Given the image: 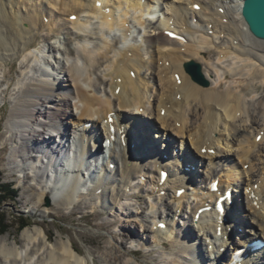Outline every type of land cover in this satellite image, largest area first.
Segmentation results:
<instances>
[{"label": "bare ground", "instance_id": "bare-ground-1", "mask_svg": "<svg viewBox=\"0 0 264 264\" xmlns=\"http://www.w3.org/2000/svg\"><path fill=\"white\" fill-rule=\"evenodd\" d=\"M152 2L166 5L157 23L153 21L156 20L157 10L151 6ZM243 3L244 0H0V66L5 63L12 70L16 63L22 61L24 69H27L30 64L37 63L34 67L36 73L40 74L36 78L35 74L29 83L19 88L8 116L2 115L3 119H7L5 137L8 140L2 141L0 153L11 142L10 161L22 166L23 170L27 169L29 173L18 171L23 177L34 178L32 181L37 183L38 188L32 189L37 192L40 206L47 199L53 202L58 200L71 208L80 198L88 196L100 199L103 204L111 199L108 207H112L121 203L122 196L131 193L145 197V201L149 197L151 202L143 211L149 225L142 232L150 236L139 242L137 247L163 249L160 253L165 264H206L204 258L196 253L195 247L206 246L209 242L224 258L220 249L225 246V236L223 239L216 236L215 212L204 213L198 222L200 226L197 228L203 237L193 231L190 221L195 222L199 210L220 197L223 188H234L230 213L240 214L245 209L255 225L245 223L236 214L229 241L235 236L234 231L242 238L239 246H245L253 239L264 238V215L252 205H260L264 211V166L259 176L254 175L257 171L255 161L264 159V99L260 101L253 97L246 100L244 93L245 85L259 80L261 87H264V40L250 33L241 14ZM194 5H199L200 10L196 11ZM64 16L69 18L67 24L71 26L75 40H83L81 44L78 43L79 52H76L82 64L79 61L67 63L69 59H65L64 54L73 55L75 52L70 42L65 43L66 52L61 58L54 55L61 51V46L35 45L39 34L47 31V35L52 36L54 28L64 21ZM73 16L75 19L70 21ZM45 19L48 23H45ZM172 19L175 27L184 29V38L171 39L166 34ZM92 21L96 22L97 35L102 41L96 49L91 46L93 37L88 36ZM148 27L154 29L155 33H150ZM140 29L144 31L143 34ZM110 36L115 37L116 44ZM214 50L218 53L211 59L210 53ZM7 51L12 52L8 55L9 60H5ZM160 61H163V66L157 65ZM191 61L204 65L207 76L213 79L210 88L198 85L185 71L184 64ZM228 61L231 67L224 72L220 65ZM168 62L169 65L166 64ZM44 66L49 71L50 68L56 71L53 80L48 79L52 75ZM179 77L182 79L181 85L175 82ZM141 107L146 109L144 116L156 119L160 125L153 124V128L145 120L142 121ZM114 115L119 119V124L114 123ZM220 121L224 122L221 129ZM115 125H119L116 127L119 134H110L111 126ZM254 126L257 128L254 129ZM100 128H106L109 144L107 140L102 143L104 137ZM154 129L158 131L161 145L153 142L156 139ZM70 130L75 137L80 133L78 142L88 160L84 169L78 163L72 167L63 166L65 171L62 168L64 162L60 159L66 151L64 139H71ZM151 130H154L153 133ZM218 131L221 136L212 138V134ZM63 132L66 133L59 139ZM162 132L170 139L163 140L164 136L160 137ZM135 133L139 136L136 137ZM150 134L153 141L149 139ZM185 135L195 142L198 153L194 154L191 150L188 151L192 154L175 152L172 139L178 136L184 139ZM122 136L128 142L126 148L120 144ZM258 136H262L260 143L256 141ZM21 141L22 146L18 148L17 144ZM141 141L142 145L134 152L130 143L134 142L137 148V142ZM90 142L99 145L97 151L101 155L106 157V149L110 155V160L100 166L103 171L101 176L98 168L90 172L94 156ZM223 142L225 147H238L236 156L243 165H249L248 171L238 163H230L232 166L226 170L224 167L219 169L216 156L202 155L200 152L203 148L221 147ZM158 155H165L170 160L163 163ZM195 156L205 163L209 162V185L219 178L221 194L211 193L206 180L204 183L193 171H185L188 164H196ZM141 157L145 159L142 163ZM176 161L181 164H175ZM111 163L117 165L115 171L110 170ZM162 163L170 171L165 185L160 184ZM45 173L51 174L48 175L51 180H46ZM117 174L121 179L115 177ZM145 177L147 181L143 180ZM190 178L194 187L188 184ZM256 184L259 190L252 197L253 191L250 189ZM65 185L70 186L67 190L69 193L63 195L57 187L63 188ZM50 187H55L51 198L48 196ZM84 188L86 190L80 191ZM182 188L187 189L186 193L178 197L177 192ZM109 190L110 198H107L106 192ZM238 192L247 200L243 206ZM159 208L165 209V212ZM161 224L167 225L165 231L160 228ZM121 227L123 238L136 234L133 223ZM239 228L243 231L239 232ZM22 238L18 241L14 237L11 242L6 236L0 238V264H88L72 238L65 241L60 237L53 245L49 231L41 223L35 224L32 230L26 229ZM235 249L229 261L223 264L232 263ZM136 252L141 251L128 250L126 256L132 255L138 259ZM116 257L113 258L116 259L115 263L108 264H117L118 261L119 264H131L129 260L124 261L122 256ZM192 258L194 261H191ZM208 264H217V261L210 260ZM243 264H264V248L257 251L255 257L243 261Z\"/></svg>", "mask_w": 264, "mask_h": 264}, {"label": "rangeland", "instance_id": "rangeland-1", "mask_svg": "<svg viewBox=\"0 0 264 264\" xmlns=\"http://www.w3.org/2000/svg\"><path fill=\"white\" fill-rule=\"evenodd\" d=\"M32 3L33 5L35 4L34 1H32ZM151 4H152V7H154L157 10L156 18H155L156 20H153L154 23H157V21L163 16L162 15L163 12L161 10L163 9V6L165 7V10H166V5L163 2H162V5L161 3L156 4V2H152ZM63 20L66 23L64 21L60 22L59 25L56 28H54L52 36L51 35L48 36L49 34L47 35V31L39 34V37L37 41L35 42V45L40 46V47L48 46L49 44H56L57 46L59 45L61 46V51L58 54L57 52L54 53V55L56 56L58 55V57L61 58V56H63V53L66 52L65 43L70 42V47L74 49L75 52L73 55H69L68 53L64 54V56H66L65 59L67 60L69 59L67 63L71 64L73 62L79 61L82 64L83 61L79 59L80 57L78 56V54H76V52H79L78 43L81 44L83 40L76 41L75 37L73 36V31H72L71 26L67 24V22L69 21V18L64 16ZM45 23H48V21L46 20ZM24 26L28 27V25L27 26L24 25ZM90 27H91L90 28L91 30H89L88 36L89 38L93 37L91 46L92 48L96 49L97 47L101 45L102 41L101 39H99L100 36L97 35L99 31H98V27L95 21H92V24ZM147 30L150 33H153V34L155 33L154 32L155 30L151 29V27H148ZM109 38L113 41V43L115 44L117 43V40L115 39V37L110 36ZM5 53L7 54V58L5 60H9L10 59L9 56L10 54H12V52L7 51ZM217 53H218L217 50L212 51V53H210L211 59H214ZM148 55L149 54H147V58H148ZM156 58L160 59V56L156 55ZM52 61L53 63H55V60H52ZM36 64L35 63L30 64L29 68L24 69L23 62L21 61L18 64L16 63V66H14V69L12 70H10L9 66H7L5 63L2 66H0V108L5 104V106L2 107V112L0 114V146L2 144V141L7 139L5 137L7 134L5 130L7 119L6 118L3 119L2 115L4 114L5 116L6 115L8 116L9 111L11 109V103L14 102L15 99L17 98V95H18L17 93L19 92V88L22 85H24V83L25 84L29 83L30 79L35 74H36L35 78L40 77V74L36 73L37 71L35 70V67H34ZM157 65L163 66L164 63L163 61H160L157 63ZM57 66L58 65H56V67ZM229 66L231 67L230 62L228 61L225 64L220 65V68L225 72ZM44 67L47 68V66H44ZM68 67L69 66H67V68ZM201 67H202V73L205 79L208 81V85L203 86V85H200L199 83L198 85H200L203 88H210L213 82V79L207 76L206 72L204 71V65L201 64ZM49 72L51 73L52 76H48V79L53 80V77H55L54 75L56 74V71H53L50 68ZM181 82H182V79H179V81L177 82L178 85H181L182 84ZM71 83L72 82H70V84ZM260 83L261 82L259 80V81H256V83L254 82L250 84L249 86L245 85L247 89V90L245 89V92H244L246 100H251L253 99V97H255L256 100L264 99V87H261ZM101 87L104 88L103 85ZM156 115H158V111H156ZM140 119L142 121L145 120L146 123H149V125H151V127L153 128H154V125L156 126L160 125L156 119L149 120L148 122H147V118H145L144 116L141 117ZM195 122L197 123V120H195ZM223 125H224V122L220 121L219 128L221 129ZM257 126H254V129H256ZM176 128L179 129L178 125H176ZM100 129H101L100 132L105 136V130H103L102 128ZM199 129L201 130V126L199 127ZM154 130H151V132ZM157 132H158L157 130H155L154 132V138H156L155 141H153L154 138L151 135L153 132L150 134L149 139L151 138L153 142H157L160 144L159 138H158L159 135L157 134ZM218 132L213 133L212 138L217 139L218 137H220L221 136L220 132L219 133ZM221 134L228 135L227 133H221ZM254 134H256V132ZM173 135L174 134L172 133V136ZM187 135H185L184 137L185 140L182 138L180 139L179 136L176 137L175 139H172V143H173L172 147H174L175 152L178 153L180 151L184 153L185 151L189 154H192L191 152L188 151V150H191L194 154H196L195 152L198 153L199 150L196 148L194 144L195 142H193L192 138H189ZM138 136L139 135H136V137ZM163 136H164L163 140L170 139L169 135L167 136L164 135V132L160 134V137H163ZM257 142L258 143L261 142L260 137L257 138ZM142 143H143L142 141L140 143L137 142V148L133 145L132 150L136 151L139 145L140 144L142 145ZM17 146L18 148H20L22 146V141L19 142ZM225 146H226L225 142H223L221 147L213 148L212 151H208L207 149H202L200 152L202 155L209 154V155L216 156L217 157L216 166L219 167V169H223L224 167V169L226 170L229 167H231L233 164L238 163L239 166H241L245 171H248L250 169L249 165L248 164L243 165V163H241L239 158L236 156L238 147L236 145L234 147L232 146L234 149L233 150L232 147L228 148ZM11 147H12L11 142H8L7 148H5L2 151V153H0V184L12 186L11 188L16 190L17 193L14 198H11V197L7 198L3 196V198L1 199L2 204H0V215L6 218L5 224H8L10 228L4 234H0V238L6 236L8 237V241L11 242L13 238L15 237L17 238L18 241H21L23 239L22 234L26 229L32 230L35 227V224L41 223L42 226L46 228V230L49 231L50 241L53 245L57 242V240L60 239V237H62L65 241H67L69 238H72L74 245L83 252V255L86 257L88 264H108V263L114 262L116 259L113 260V258H115L116 256L124 257L125 258L124 261L129 260L130 261L129 263L131 264H165L162 261V257L160 253V252H163V249L158 248L159 249L158 250L155 248L153 250V248L145 249V248L137 247L138 243L142 242L143 239H145L149 235V234L143 235V232H142L144 228L146 227V225H149L147 218H145L143 214V211L146 210L150 202L147 199L145 201V197H142L141 195L134 196L131 193V195L122 196L120 198L121 203L117 205L114 204V206L112 207L111 206L108 207L110 205L108 203L111 202V199H109V202L103 204L100 199L96 200L88 196L84 198H80V200L77 201L76 203L77 206L75 205L71 208L62 205L58 201L53 202L47 199H45L42 206H40V204L38 203V199H37V192L32 189V188H36V189L38 188L37 183L35 181H32V179L34 178L27 179V177H23L22 173H25L27 169L23 170L22 166L19 167V165H15V163L10 161L9 148ZM143 151L144 150L142 149V152ZM260 155H261L260 157H263L262 154ZM142 157L140 158L141 160L140 163L145 161V159ZM195 157L197 158L196 164L194 166L188 165L186 167L191 171L188 173H192L193 171V173L196 175L198 179L204 181V183L206 180V185H209V181H208V167H210L209 162L206 161L205 163L201 161V159L198 156H195ZM158 159L160 158L158 157ZM225 160H227V162ZM261 162L264 163L263 158ZM261 162L255 161L256 164L254 165H256L257 171L255 172L254 175L256 177L259 176L258 174H260L261 168H263L264 166ZM20 170H22L21 171L22 173L18 172ZM27 173L29 172L27 171ZM115 177H118L119 179L120 176L119 174H117L115 175ZM116 186H118V184ZM250 190H253V193L257 192L259 190V185L256 184L253 187V189L251 188ZM98 194L100 193L98 192ZM141 194L143 195V192H141ZM1 196L2 194L0 195V197ZM48 196L49 198H51L50 194ZM106 197L110 198V190L106 192ZM240 201H241L240 203L242 204V206L247 202V200L245 199H240ZM94 207L96 208L98 207V208L96 209ZM255 207L259 211H261L262 214L264 215V211H262L259 206L255 204ZM162 210L164 211V209ZM98 211H102V213L99 214ZM188 213L190 214L191 211L189 210ZM239 215L242 221H244L245 223L251 224L253 226L255 225V223L253 224L252 219L248 217L245 209H242ZM192 216L194 217L193 214ZM117 222L118 224H116ZM128 222L134 224V229L136 230V234L135 235L128 234L126 237H124L126 239H124L123 236L121 235L123 233L122 232L123 227L121 226L126 223L129 224ZM197 226H199L198 223L190 221V227H194L193 231H195L197 235H200L201 237H203L202 233L199 231ZM242 231H243L242 228H239V232H242ZM235 241L230 242L227 247L224 246L221 248V253L225 257L223 262L229 261L230 253L234 251L233 250L235 249L234 247L237 246V244L239 243V238L237 237ZM195 248H197L195 250L199 252V247L196 246ZM136 249L141 251L139 253L138 252L135 253L137 256H139L138 259L132 255L126 256L127 255L126 251L128 250L135 251ZM205 255L209 256L210 252L206 251ZM117 264H119V261Z\"/></svg>", "mask_w": 264, "mask_h": 264}, {"label": "water", "instance_id": "water-1", "mask_svg": "<svg viewBox=\"0 0 264 264\" xmlns=\"http://www.w3.org/2000/svg\"><path fill=\"white\" fill-rule=\"evenodd\" d=\"M242 15L252 33L257 38L264 40V0H244ZM185 68L194 81L203 86L208 85L200 64L189 62Z\"/></svg>", "mask_w": 264, "mask_h": 264}, {"label": "trees", "instance_id": "trees-1", "mask_svg": "<svg viewBox=\"0 0 264 264\" xmlns=\"http://www.w3.org/2000/svg\"><path fill=\"white\" fill-rule=\"evenodd\" d=\"M12 186L10 185H3L0 184V193L2 194V196L0 197V200L3 198V196L7 197V198H14L17 191L11 188ZM0 194V195H1ZM0 204H2V200L0 201ZM0 234H4L6 231H8V229L10 228V226L6 223V218L4 216L0 215Z\"/></svg>", "mask_w": 264, "mask_h": 264}, {"label": "snow or ice", "instance_id": "snow-or-ice-1", "mask_svg": "<svg viewBox=\"0 0 264 264\" xmlns=\"http://www.w3.org/2000/svg\"><path fill=\"white\" fill-rule=\"evenodd\" d=\"M194 7H195L197 10H199V6H198V5H194ZM72 19H75V17H72ZM169 35H173V34L169 33Z\"/></svg>", "mask_w": 264, "mask_h": 264}]
</instances>
